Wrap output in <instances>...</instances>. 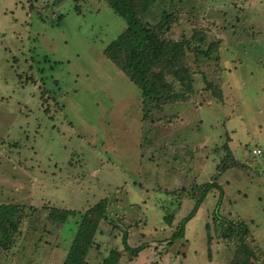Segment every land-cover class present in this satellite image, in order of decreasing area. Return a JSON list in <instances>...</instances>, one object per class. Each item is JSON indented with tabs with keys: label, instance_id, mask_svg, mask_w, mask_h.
I'll return each mask as SVG.
<instances>
[{
	"label": "rangeland",
	"instance_id": "rangeland-1",
	"mask_svg": "<svg viewBox=\"0 0 264 264\" xmlns=\"http://www.w3.org/2000/svg\"><path fill=\"white\" fill-rule=\"evenodd\" d=\"M170 6L167 35L218 49L187 53L192 90L157 108L102 52L126 26L104 0H0V203L26 214L0 264H62L78 215L56 224L46 208L101 199L85 264L111 249L117 264H229L216 215L247 227L264 264V0H159L145 18ZM208 182L219 206L212 188L179 234Z\"/></svg>",
	"mask_w": 264,
	"mask_h": 264
},
{
	"label": "trees",
	"instance_id": "trees-1",
	"mask_svg": "<svg viewBox=\"0 0 264 264\" xmlns=\"http://www.w3.org/2000/svg\"><path fill=\"white\" fill-rule=\"evenodd\" d=\"M104 1L126 23L124 29L105 45L102 51L104 56L141 90L142 96L153 100L157 108L186 98L187 93L192 90V74L187 53L209 58L218 49L217 42H212L205 48L201 47L197 43L204 39L201 31L190 36L171 38L167 34L172 23L177 20L173 6L162 9L153 22L145 18L149 9L159 0ZM217 96H220L219 92ZM212 188L219 189L217 207L219 206L221 187L214 182L205 183L201 191L197 189L200 193L195 198L192 209L182 218L179 234H182L185 223ZM31 208L33 209L32 206L28 207ZM46 210L45 220L56 224L64 223L69 216L78 215L77 229L62 264H85L86 254L93 245L99 223L105 219L106 199H101L82 213L55 207H48ZM21 211L17 204L0 203V253L8 249L21 235L19 223L26 215ZM216 217L222 220L221 236L235 245L234 258L229 264H250L254 252L245 239L247 227L241 222L228 221L220 215ZM121 240L126 251L138 253L144 246H129L126 232L122 234ZM120 254V250L111 249L100 264H117Z\"/></svg>",
	"mask_w": 264,
	"mask_h": 264
},
{
	"label": "built area",
	"instance_id": "built-area-1",
	"mask_svg": "<svg viewBox=\"0 0 264 264\" xmlns=\"http://www.w3.org/2000/svg\"><path fill=\"white\" fill-rule=\"evenodd\" d=\"M261 153V150L260 149H254L253 151H252V154L253 155H259Z\"/></svg>",
	"mask_w": 264,
	"mask_h": 264
}]
</instances>
